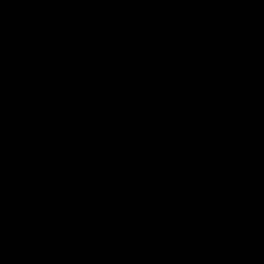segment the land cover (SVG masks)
Here are the masks:
<instances>
[{"label": "trees", "instance_id": "obj_1", "mask_svg": "<svg viewBox=\"0 0 264 264\" xmlns=\"http://www.w3.org/2000/svg\"><path fill=\"white\" fill-rule=\"evenodd\" d=\"M0 264H264V0H0Z\"/></svg>", "mask_w": 264, "mask_h": 264}]
</instances>
